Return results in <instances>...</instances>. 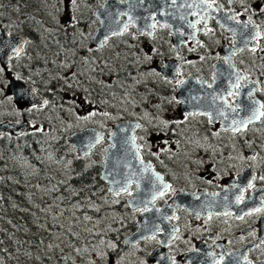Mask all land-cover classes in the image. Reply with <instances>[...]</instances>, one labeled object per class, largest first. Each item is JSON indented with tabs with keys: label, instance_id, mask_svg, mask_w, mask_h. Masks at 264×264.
I'll list each match as a JSON object with an SVG mask.
<instances>
[{
	"label": "flooded vegetation",
	"instance_id": "flooded-vegetation-1",
	"mask_svg": "<svg viewBox=\"0 0 264 264\" xmlns=\"http://www.w3.org/2000/svg\"><path fill=\"white\" fill-rule=\"evenodd\" d=\"M35 1L0 0V69H3L0 71V126L15 124L21 126L20 130L23 131L19 134H0V165L4 166L12 163L13 158L10 157L17 156L21 150L27 154L29 159L26 160L31 162L36 161V154L41 158L49 147L68 146L67 137L48 130L46 121L42 123L41 120L42 124L37 121L57 100L54 98L53 84L47 86L35 75L36 66L43 63L36 55L38 39L31 14ZM107 1L96 4L94 9L93 42L101 27L99 13ZM112 1L119 6H133L134 17L147 15L136 20V17H132L131 22V15H122L115 26L130 22L127 29L104 40L101 49L107 48L111 42L124 40L125 43L120 44V47L132 53H145L146 59L159 73V79L154 82L162 85V90L152 96L165 106L173 96L172 106L177 109L174 107L169 111L179 121L174 125L176 132L169 130L165 134L164 130L157 135L155 130L147 131L142 104L138 101L136 106L130 104V109H135V112L131 111V117L128 116L112 128L86 124L79 131L95 128L104 133V142L94 150L98 151L107 143L110 144L109 140L118 125L128 122L143 125L135 130L141 159L152 163L163 176L165 184L171 185V189L155 202L159 213V230L155 238L140 242L155 244L147 264H236L237 257L240 258V264H264V211L244 215L260 207L261 198L264 197V179H261L264 177V142L261 140L264 135V117L248 124L245 130L241 127L240 131L234 133L231 130L233 126H229L224 117L217 114V107H221L220 100L213 103L214 96L226 97L236 112L225 108V113L236 115L243 112L237 105H249L252 100L264 104V13L257 11L260 0H233L231 4L229 0H216L220 11L211 13L212 18L207 20V29L211 31L206 35L204 24L197 25L199 31L195 32L194 40L190 39L193 30L187 27L188 24L184 27L176 24L178 28L174 32L170 26L162 27L164 24L159 22V19L176 18L179 21L184 14L189 21L195 22L197 17L186 13L191 12V9L183 8L185 0H177L175 5L171 0H143V3L140 0ZM88 4L95 5L94 0ZM69 9L67 3V12ZM115 10L119 9L116 7ZM129 10L132 11L131 7ZM233 14H237L236 18L241 24L248 23L251 17L253 25L260 32V37L242 51L239 47L243 43L237 36L241 25L230 22V26L237 30L233 35L218 23L225 15ZM150 16H155V20L147 19ZM153 23L155 28L147 27ZM251 29L252 25L246 31ZM218 35L219 39L216 40ZM78 43L74 42L70 49L80 50ZM21 45L23 50L16 56L12 47ZM227 57H230L229 63H225ZM168 66H171L170 69ZM177 70L179 75H176ZM237 74L244 79L240 81L239 88H230V84H235ZM179 81L184 83L180 84ZM80 84L85 91L98 89L87 80ZM230 90L240 94L227 96ZM249 90H255L250 99L247 96ZM181 91L184 92V99H205L207 113L212 114V119L209 120L207 114L195 112L190 115L184 112V103L179 98ZM34 96L42 99L41 105L30 100ZM43 99L48 101L47 105ZM7 102L10 104L5 105ZM193 121H198V124L187 125ZM169 128L173 129L171 126ZM21 165L22 161H19L18 166ZM249 183L252 184L250 188L247 187ZM241 188L246 189L243 192L244 199L242 203H236L235 197L240 194ZM136 189L134 185L131 192L134 193ZM129 201L122 203L124 212L132 211ZM143 209L133 210L140 211L141 215L131 225L129 236L147 222L146 216L151 211L150 208ZM240 216L243 219L238 218ZM164 217L174 218L168 220Z\"/></svg>",
	"mask_w": 264,
	"mask_h": 264
},
{
	"label": "rangeland",
	"instance_id": "rangeland-1",
	"mask_svg": "<svg viewBox=\"0 0 264 264\" xmlns=\"http://www.w3.org/2000/svg\"><path fill=\"white\" fill-rule=\"evenodd\" d=\"M89 1L76 0L75 5L71 0L33 2L36 55L43 61L35 75L47 86L53 84L57 100L37 121H46L48 130L67 137L68 146L49 147L31 162L21 150L10 157L12 163L0 165V264H147L155 249L152 242L124 247L141 212H124L122 203L131 195H114L100 180L111 145L81 158L69 137L86 124L112 128L131 117L135 109L130 104L136 106L138 101L147 131L174 132L179 121L169 111L175 107L173 96L166 106L152 96L162 85L154 82L159 78L145 53L120 47L124 40L104 49L94 44V9L105 0H94L95 5ZM74 42H79L80 50L70 49ZM86 80L98 89L85 91L80 83ZM191 124L198 121L187 125ZM86 171L91 173L89 186H73L74 173Z\"/></svg>",
	"mask_w": 264,
	"mask_h": 264
},
{
	"label": "water",
	"instance_id": "water-1",
	"mask_svg": "<svg viewBox=\"0 0 264 264\" xmlns=\"http://www.w3.org/2000/svg\"><path fill=\"white\" fill-rule=\"evenodd\" d=\"M116 7L119 10L116 11L115 10ZM130 7L132 11L129 10ZM130 7H128L127 5L119 6L118 4H116V2H113L112 0H108L104 4L102 10L99 13V18L101 20V27L99 28L94 38V44L97 47L102 48L104 46L103 44H104L105 37L107 36V39L110 38L112 36L111 33L113 31L121 30L120 33H123L125 31L124 25L125 24L129 25L130 22H124L120 24L118 27L115 26L116 23L119 21L118 19H120L122 15H128V16L131 15V17L133 18L136 17L135 20L137 18L139 19L140 16L146 17L145 15L147 14L145 15L139 14L134 17V13H133L134 7L133 6H130ZM183 8H185V6H183ZM164 11H166V7ZM186 13L188 14V12ZM182 17H186V18L181 19L179 21L177 20V18L175 20L174 19H169V20L159 19V22H161L162 24H168L172 28V30L175 32L178 28V27L176 28V24H179L180 26L184 27L188 24V22H190L186 14H184ZM237 36L241 42L242 37H241L240 32H237ZM239 48L243 49L245 47L243 45H240ZM170 67L171 66H168V69H170ZM166 72H167V69H166ZM180 93L181 95L179 96V98L184 103V110H183L184 112H186L187 114H193L195 112L207 114L205 99L200 100V101L187 100L183 98L184 92L181 91ZM30 100H32V102L36 105L42 104V99L39 96H34V98H31ZM244 105L246 106L248 104L245 103ZM205 114H202V115H205ZM213 114L215 113L213 112ZM226 115L228 117L227 118L228 120L224 118L226 120V123L229 126H232L231 122L234 118H237L238 120L246 119L248 113L243 111L239 115H236L231 112H226ZM257 121L259 120H255L254 122H257ZM136 125H140V127L143 126L141 123H134V122L122 123L118 125L114 136L111 137L109 140L111 146L108 149V153L104 160V165H103V169L101 172V181L108 184L110 193H113L112 191H110V189H114L115 187H118V185L114 184V181H123L124 178L129 173H135L134 179L136 182H139L140 189L139 191L136 189L135 192L132 193L131 195L129 204H130L131 209L133 210H137V209L145 207L143 204L140 203V200L141 199L151 200L152 191H153L152 184L159 183L156 181L155 176L153 175V172L158 173L155 170L154 165L152 163L144 162V161L143 163H141L142 156H141L140 151H139L138 157L135 155L136 149L132 147L131 138L135 137V130L137 128ZM20 127L21 126H18L15 124L14 125L13 124L2 125L0 126V134L22 133L23 131L20 130ZM243 128L244 130L246 129V127H243ZM97 134H99L103 138L100 143H95L94 138ZM126 138H128V142H126ZM69 142L73 145L75 151L78 153V155L81 158H86L90 156L92 152L104 142V133L95 128L86 129L82 132H76L72 134L69 137ZM134 143L139 146L136 140H134ZM89 145H94V146L89 147ZM145 169H147V171H145ZM158 174L162 176L160 173ZM163 183L165 184L164 180H163ZM134 185L136 184L133 183L132 187ZM158 198L159 197H157L156 200ZM147 208H150V211H151L148 214V216H146L147 222L144 224H141V226L138 228V230L133 235L125 238L124 240L125 244L134 246L138 244L139 242L146 240L143 237L145 236L151 237L152 235L155 236L157 234L158 230H156V228H158V225H159V221H158L159 213L155 208V203L148 204Z\"/></svg>",
	"mask_w": 264,
	"mask_h": 264
},
{
	"label": "snow or ice",
	"instance_id": "snow-or-ice-1",
	"mask_svg": "<svg viewBox=\"0 0 264 264\" xmlns=\"http://www.w3.org/2000/svg\"><path fill=\"white\" fill-rule=\"evenodd\" d=\"M233 2V0H229V3L231 4ZM71 3L73 5H75L76 0H71ZM140 3H143V0H140ZM171 3L173 5H175L177 3V0H171ZM185 7L191 9V12H189V15H193L196 16L197 19L195 20V22H188L187 27L192 29L193 32L190 36V39H195V32L199 31V29L197 28V25L203 23L205 26V34L207 35V33L209 31H211V29H207V20L212 18L211 17V13L220 11V7L216 6V0H191V2H188V0H185ZM247 11V9H245ZM257 11L264 13V0H260V4L258 6ZM164 13H161V15H163ZM169 15H171V13H169ZM237 14H233V15H225L221 20H218V23L221 24V27H225L227 31H230L233 33V35L236 34V29L232 28L230 26V22L231 21H235L236 24L241 25L240 27V34L242 37V43L244 45V47H247L250 43L254 42L255 40H257L260 37V32L259 29L253 25V22L251 20V17H249V21L246 24H241V21L238 20L236 18ZM186 17H181V19H185ZM147 19H152L155 20V16H150ZM129 21H132V17L129 16ZM71 22V21H70ZM252 25V29L250 31H246L249 29V26ZM155 23L148 25L147 27L150 28H155ZM128 27L127 24L124 25V29L126 30ZM162 27H169L168 24H164L162 25ZM112 35H119L121 34L119 30L113 31L111 33ZM149 35H151V33H147ZM180 35H184L183 32L180 33ZM105 40H107V36L105 37ZM23 50L22 45L21 46H13L12 47V51L16 54V56H19L20 52ZM241 51L243 49H240ZM253 51H255V49H252ZM148 59H151V57H148ZM230 62V57L225 58V63H229ZM229 66L231 67V65L229 64ZM0 71H3V69H0ZM157 75H159V73H155ZM179 71H176V75H179ZM229 78L231 79V74L229 76ZM17 79H20V77H17ZM244 79V77L240 76L239 74L236 75V82L235 84H230V88H239L240 85V81ZM169 83L171 81H168ZM180 84H183L184 81H179ZM209 87H211V85H209ZM253 91L255 90H249V92L247 93L248 98L250 99L251 96L253 95ZM240 93L239 92H233V91H228L227 96H238ZM217 100H220L221 102V107H217L216 111L217 114L220 116H223L225 119H227V115L224 111L225 108H231L233 112H236V108H232V105L229 104L228 99L226 97L222 98L220 96H214L213 97V103H215ZM48 101H44V104L47 105ZM237 108H239L241 111H245L246 113H248L247 118L246 119H242V120H236L235 118L232 120V128L231 130L235 133L240 131L241 127H246L247 124L254 122L255 120H259L261 117H264V104L259 103L258 101H254L252 100L251 103L247 106L241 104V105H237ZM199 114H205V113H199ZM92 115H95V113H92ZM105 115H107V113H105ZM191 115V114H190ZM207 115L209 116V120L212 119V114L211 113H207ZM136 127H140V125H136ZM227 130V129H226ZM95 143H100L101 140L103 139L99 134H97L95 136ZM135 137L131 138L132 141V147L134 149H136V153L135 155L138 157L139 156V146L136 145L134 143ZM126 142H128V138H126ZM94 145H89V147H92ZM114 146V145H113ZM254 159V157H253ZM141 163H143V161L141 160ZM145 171H147V169H145ZM153 175L155 176V179L157 182L159 183H153L152 184V198L151 200H140V203L143 204L145 207L143 210H149L147 208L148 204H154L155 200L157 197L162 198L166 192L168 190L171 189V185L168 184H164L163 183V177L160 176L158 173H154ZM135 173H129L123 181H114V184L118 185V187H115L114 189H110V191L113 192L114 195H119L121 192H126L128 195H132L131 192V187L132 184L135 183L136 184V188L139 191L140 189V184L139 182H136L135 179ZM253 179H255V177H253ZM261 179H264V177H261ZM247 187H252V184L249 183ZM174 191V190H173ZM246 191V189L241 188L240 190V194H238L235 197L236 203H242L243 202V192ZM140 210V209H137ZM264 211V197L261 198V206L260 207H256L251 209L248 212H245L244 215H251L252 212H262ZM225 214H229V213H225ZM197 217L199 216V212L196 213ZM165 219L171 220L174 217H164ZM240 219H243V216L238 217ZM156 230H159L158 228H156ZM175 231V229H174ZM144 239H154L155 236L152 235L151 237H143ZM246 259V257H245ZM221 262L223 261V257L220 258ZM236 264H240V258L237 257L236 258Z\"/></svg>",
	"mask_w": 264,
	"mask_h": 264
},
{
	"label": "trees",
	"instance_id": "trees-1",
	"mask_svg": "<svg viewBox=\"0 0 264 264\" xmlns=\"http://www.w3.org/2000/svg\"><path fill=\"white\" fill-rule=\"evenodd\" d=\"M61 154L62 153L59 151V157L61 156ZM74 175L76 177L71 180L73 186L79 187V185H82L85 188L89 186L90 181H89L88 178L91 176V173H89L88 171H86V173H83V175H81L80 173H74ZM83 179L85 180V182H83ZM87 182L89 184H87Z\"/></svg>",
	"mask_w": 264,
	"mask_h": 264
}]
</instances>
